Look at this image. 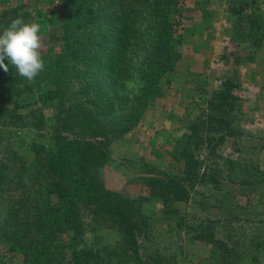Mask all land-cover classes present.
Returning a JSON list of instances; mask_svg holds the SVG:
<instances>
[{"label":"trees","instance_id":"obj_1","mask_svg":"<svg viewBox=\"0 0 264 264\" xmlns=\"http://www.w3.org/2000/svg\"><path fill=\"white\" fill-rule=\"evenodd\" d=\"M57 1V24L32 20L24 3L0 12V32L22 17L58 40L41 51L44 69L34 82L7 59L9 71L0 68V264H158L149 249L144 257L141 252V237L149 235L145 206L157 200L170 214L192 188L204 199L203 188L218 182L216 149L235 136L242 101L235 73L264 49L262 0L228 1L231 41L222 59L231 75L208 93L200 114L185 116L188 131L175 140L171 173L141 164L133 179L141 193L134 197L106 187L101 172L113 145L140 124L183 57L184 0ZM24 130L33 134L28 155L14 141H24ZM201 148L213 164L202 165ZM225 161L227 182L264 189L262 169L229 156ZM182 214L177 224L195 238L218 247L240 239L233 219L193 213L197 221L186 222L190 213ZM229 255L212 248L210 262L234 264Z\"/></svg>","mask_w":264,"mask_h":264},{"label":"rangeland","instance_id":"obj_2","mask_svg":"<svg viewBox=\"0 0 264 264\" xmlns=\"http://www.w3.org/2000/svg\"><path fill=\"white\" fill-rule=\"evenodd\" d=\"M228 1L184 0L182 4L183 18L180 31L183 40L179 45V50L182 56L188 59V62L193 60L196 70H201L197 72L200 73L199 75L203 76L202 71H205L206 77L209 76L208 74L210 77L213 75V78L218 77L219 83L232 70L231 66H228L222 59V56L228 51L231 41L232 22L227 19L226 13ZM20 3L30 7L29 10L33 12L32 20L52 18L54 24L59 23L60 3L57 0H0V12L8 6ZM259 6L258 11L264 17V0L259 3ZM48 31L45 29L40 33L43 43L42 50L58 44V40L51 37L50 32L47 33ZM5 63L8 62L5 60ZM203 66L206 69H202ZM207 68H211V71L208 72ZM197 73L195 72V74ZM235 75V79L240 84L239 93L242 101L239 110L235 112V136L227 139L216 149V153L221 157L219 158L220 164L216 166L215 173L219 179L216 185L212 183L203 188L204 199L193 192L196 188H192L189 198L173 205L170 214H163L162 204L157 200L151 201L145 206L149 235L145 234L146 238L141 237L144 241L142 248L145 246L141 252L144 257L149 249L151 254L156 255L159 260L158 264H213L210 262L212 248L220 255L230 253L229 260L234 264H264V200L261 201L259 198L261 193L264 194V189L257 190L258 188L252 186L240 187L239 184L227 182V172L230 171L227 168L228 163L225 161V158L229 156L243 163L255 165L264 171V49L253 55L252 59L241 64ZM162 84L163 95L155 100L154 105H161L165 100L168 102L167 98L171 95L170 92L173 95L174 77H165ZM199 104L198 109L194 113L193 111L190 113L193 117L201 113V108L204 105L203 99ZM150 109L152 107L147 111ZM155 119L156 117L152 120ZM160 120L165 121L169 128L172 127L173 121L170 117ZM142 126L145 125L142 124ZM142 126L140 122V126L133 129L127 139L113 145L112 161L101 172L106 187L114 191H121L130 197L141 193L142 184L133 182V179L138 175L143 162L150 164V168L156 172L171 173L173 169L170 153L177 136H173L171 131L163 133L157 131L154 135L157 138L154 140L152 138L153 141L150 142L151 135L147 134ZM147 129H150V125ZM21 136L24 141L18 140L16 136L14 141L20 145L22 152L28 155V144L31 142L33 134L24 130ZM151 143L153 144L151 145ZM148 145L153 146L154 149H149ZM146 146L150 151L148 152L150 156L147 158L141 156L146 154H140L141 149ZM137 148H139L138 152L135 151ZM208 152L204 148L198 151L203 166L207 163L213 164L206 156ZM127 154L129 157L124 156ZM173 173L182 174L181 169H174ZM245 173L246 171L243 172V174ZM252 188L255 191L250 193ZM179 208L180 213L174 212ZM185 211L190 213L186 222H193L197 219L193 213L197 217H205L207 220L233 219V228L237 233L234 238L240 239L236 240L234 244L218 247L195 238L192 234L185 233L184 227L181 228L182 226L177 224L179 217ZM260 220L261 222H259ZM232 246H235L234 250L230 249ZM253 255H258V257L254 258Z\"/></svg>","mask_w":264,"mask_h":264},{"label":"crops","instance_id":"obj_3","mask_svg":"<svg viewBox=\"0 0 264 264\" xmlns=\"http://www.w3.org/2000/svg\"><path fill=\"white\" fill-rule=\"evenodd\" d=\"M217 38L220 39L221 37ZM206 47H208V45ZM194 66L195 65L193 64V60L188 62L187 58L182 57L177 69L174 70L175 72H170L169 74H167L166 78L168 76L174 77L173 95L172 92H170L171 95H169L167 98L169 99L168 102L167 100H165L161 105L153 104L151 106L152 109L146 112L143 120L141 121V126L142 124L145 125L142 126L145 132L151 135L150 142L157 138V136H154L157 131L158 133L171 131V133H173V136H177L176 139H179L181 136H183V134L188 131L187 127L185 126V116L191 115L190 113L192 111L194 113V111L198 109V104L199 102H201V99L204 100L212 92V90L219 85L218 77L213 78L212 75L211 78L210 74H208L209 76L206 77L205 71H202L204 74L203 76H201V79H199L200 75L198 74L200 73L197 72L201 70H196V67ZM202 69H206V67L203 66ZM207 69L208 72L211 71V68ZM195 72L197 74H195ZM199 82H201L202 85H199ZM155 117L157 120H152ZM168 117H170L173 121L171 128H169V125H167L165 121L160 120ZM149 125L150 129H147ZM138 126H140V124ZM127 136L125 139H127ZM152 144L153 143H151V145ZM151 145H148L149 149H154ZM148 146H146L145 148L143 147L140 151V154H146L141 155L145 158H147V156H150V154H148V152H150L149 149H147ZM138 150L139 148H137L135 151L138 152ZM124 156L129 157L128 154Z\"/></svg>","mask_w":264,"mask_h":264},{"label":"clouds","instance_id":"obj_4","mask_svg":"<svg viewBox=\"0 0 264 264\" xmlns=\"http://www.w3.org/2000/svg\"><path fill=\"white\" fill-rule=\"evenodd\" d=\"M40 33V24L25 22L22 17L12 19L0 32V68L8 72L10 64L20 77L34 82L44 69Z\"/></svg>","mask_w":264,"mask_h":264}]
</instances>
